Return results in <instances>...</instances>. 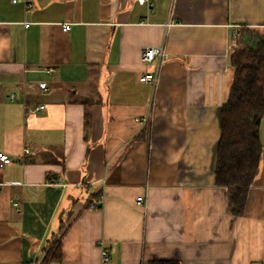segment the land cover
Here are the masks:
<instances>
[{
	"label": "crops",
	"instance_id": "1",
	"mask_svg": "<svg viewBox=\"0 0 264 264\" xmlns=\"http://www.w3.org/2000/svg\"><path fill=\"white\" fill-rule=\"evenodd\" d=\"M243 29L264 32V0H0V264L67 217L53 264H264V118L243 216L216 184Z\"/></svg>",
	"mask_w": 264,
	"mask_h": 264
},
{
	"label": "trees",
	"instance_id": "2",
	"mask_svg": "<svg viewBox=\"0 0 264 264\" xmlns=\"http://www.w3.org/2000/svg\"><path fill=\"white\" fill-rule=\"evenodd\" d=\"M230 62L235 69V77L229 102L222 111L216 184L227 190L232 214L241 217L245 211L249 189L259 173L262 158L259 127L264 118V32L243 29ZM69 218L61 222L58 233L47 241L43 256L30 264L62 261V237Z\"/></svg>",
	"mask_w": 264,
	"mask_h": 264
},
{
	"label": "built area",
	"instance_id": "3",
	"mask_svg": "<svg viewBox=\"0 0 264 264\" xmlns=\"http://www.w3.org/2000/svg\"><path fill=\"white\" fill-rule=\"evenodd\" d=\"M22 0H13V2H20ZM137 2L140 5H146V4H150L151 0H137ZM30 24H26V27H29ZM71 30V24H64L63 26V31L64 32H69ZM241 37V33L239 31H236L233 34V43L237 44L238 40ZM157 57H159L160 59H163L165 57V54L163 52L162 48H151L148 49L144 52L143 56H142V61L144 63H153ZM155 80V74L153 73H147L143 76L140 77L139 81L141 83H149ZM41 91H43L44 93H50L51 89H49L48 85L46 83H41L39 85ZM12 98L14 97V95H11ZM44 109V106H41L40 108H37L36 111L38 110H42ZM25 154H29V150H25L24 152ZM13 163V159L7 155V154H2L0 153V167H4L6 165L12 164ZM144 203V199L142 197H139L137 199V204L142 205ZM101 247H102V260L103 262H108L110 260L109 257V251L106 247H104L101 243Z\"/></svg>",
	"mask_w": 264,
	"mask_h": 264
}]
</instances>
